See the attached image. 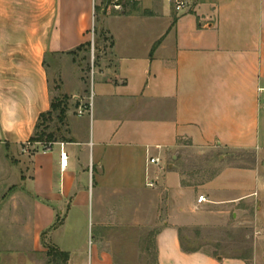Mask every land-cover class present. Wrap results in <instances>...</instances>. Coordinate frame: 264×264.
Segmentation results:
<instances>
[{"label":"crops","instance_id":"crops-1","mask_svg":"<svg viewBox=\"0 0 264 264\" xmlns=\"http://www.w3.org/2000/svg\"><path fill=\"white\" fill-rule=\"evenodd\" d=\"M179 1L180 11L167 0L124 1L121 10L106 0H0V153L28 161L17 182L0 178V264H127L133 254H151V264H264V223L249 257L182 241L192 225L237 219L252 205L263 212L264 0ZM103 7L90 89L77 72L76 89L54 94L53 81L72 78L85 58L76 50L91 43ZM62 96L75 103L43 153L45 143L29 139ZM203 153L221 168L192 183L183 159ZM21 194L28 225L14 208ZM155 207L162 225L151 224L143 252L134 251L138 225L154 222Z\"/></svg>","mask_w":264,"mask_h":264},{"label":"rangeland","instance_id":"rangeland-1","mask_svg":"<svg viewBox=\"0 0 264 264\" xmlns=\"http://www.w3.org/2000/svg\"><path fill=\"white\" fill-rule=\"evenodd\" d=\"M96 1V0H95ZM94 28L91 32V42L95 41L94 45V53L92 54L91 47L89 51H87L85 58L76 60L73 63L72 74L73 77L69 79H64L63 81L58 78L53 81V84L50 85L51 91L59 90V92L67 91L68 93L76 89L75 84V74L80 72L82 76V89H86L87 91L90 89L92 84V70L93 66L96 64V50L97 48V34H98V22L101 20V16L98 14L94 15ZM94 31L97 34H94ZM91 45V43H90ZM100 49V46H99ZM66 64L60 63V67H65ZM70 67L71 65L68 64ZM60 77V76H59ZM63 86V87H62ZM56 92H54L55 94ZM68 104L73 105L75 103L72 97H68ZM60 125L56 121V114H54L53 119L48 123L47 129L45 131L46 134L51 133L56 138L63 135V129L59 127ZM22 153L11 150L7 155H3L0 153V173H4L0 175V178L8 180L6 181V185L8 183H15L18 181L20 175L22 174V170L28 165V161L22 157ZM231 158H236L244 162L253 163L256 162V157L252 153L246 152H230L229 154ZM259 161V167H261ZM182 162V172L185 173L186 180H189L192 183H198L201 181H206L210 179L221 167L217 164L215 157H212L211 153H203L202 155H194L190 154L185 156ZM238 161V162H239ZM254 162V163H255ZM237 163V161H235ZM240 163V164H242ZM3 170V171H2ZM262 174L264 175V170L262 169ZM1 186V185H0ZM1 188V187H0ZM3 192L0 191V196ZM5 195L10 197L11 193H7ZM157 198V196H156ZM18 206H14L15 212H17L20 222H24L25 224L30 223L29 209L25 202L27 201V197L24 194H21L19 199L14 200ZM263 204V212H259L256 210V206L252 205L246 213L238 217L237 219H233L230 213L224 214L222 217H217L215 219L209 220L203 225H192L184 230H182V241L187 249L195 250L201 249L203 251H212L215 255L221 257H249L254 250L255 247V236L258 232V228L264 223V201ZM11 209L13 207H8V215L11 213ZM163 208L155 207L154 208V222H142L138 225V241L131 240L130 245L136 246L137 248L134 251H138L139 253L143 252L146 243L147 234L151 235V224H154V230L157 231L162 225V212ZM150 219V218H149ZM148 227V229H147ZM9 233H12L13 229H8ZM147 233V234H146ZM133 235V234H131ZM144 237V238H143ZM128 251H131L129 249ZM125 257V256H124ZM127 264H151L152 256L149 254L146 255H131L127 256ZM53 259H48L47 264H52L51 261Z\"/></svg>","mask_w":264,"mask_h":264},{"label":"trees","instance_id":"trees-1","mask_svg":"<svg viewBox=\"0 0 264 264\" xmlns=\"http://www.w3.org/2000/svg\"><path fill=\"white\" fill-rule=\"evenodd\" d=\"M107 1V0H106ZM106 5H108V1L106 2ZM105 5V6H106ZM122 5V4H121ZM134 6L135 4H131ZM103 11V14L105 12V8H96L95 14L101 15ZM94 34L96 35L97 32L94 31ZM97 41L99 39H104V33L98 31ZM109 46H112V43L110 42ZM90 44L86 43L80 47L77 48L76 51H89ZM73 54V53H72ZM68 107V97L62 96L61 98L53 99L50 104V110L44 114H41L38 118V122L35 126V132L34 135L29 139L30 144L34 143H52L55 141L53 134L48 133L46 134L45 131L47 129L48 123L53 119L54 114H56V121L59 125H63V121L65 118V113L67 111ZM50 249H48V255H49ZM59 257L62 258L63 262L66 261L67 256L61 254Z\"/></svg>","mask_w":264,"mask_h":264},{"label":"built area","instance_id":"built-area-1","mask_svg":"<svg viewBox=\"0 0 264 264\" xmlns=\"http://www.w3.org/2000/svg\"><path fill=\"white\" fill-rule=\"evenodd\" d=\"M107 1H108V5L107 6L113 8L114 10H121V4L124 1H126L129 4H136L139 0H107ZM167 1L174 3V5H175L174 7H175V10L176 11H180V10H182L186 6V3L182 2V1H179V0H167ZM90 47H91L92 54H93L94 53V49H93L94 48V44H93V42H91ZM81 113H82V111L79 110L78 114L80 115ZM51 146H52L51 143H46L42 147L41 151L43 153L49 152ZM60 157H61L60 158V169L63 170L67 166V159H66V157H65L64 154H61ZM150 163L151 164H154V163L156 164V163H158V160L150 159ZM148 186H151V184H149ZM202 202H205V199L202 196L198 197L197 203L198 204H201Z\"/></svg>","mask_w":264,"mask_h":264}]
</instances>
